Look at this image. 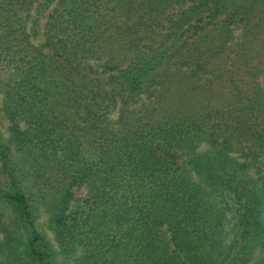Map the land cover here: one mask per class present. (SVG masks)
I'll use <instances>...</instances> for the list:
<instances>
[{"label": "trees", "instance_id": "16d2710c", "mask_svg": "<svg viewBox=\"0 0 264 264\" xmlns=\"http://www.w3.org/2000/svg\"><path fill=\"white\" fill-rule=\"evenodd\" d=\"M0 118V264H264V0H0Z\"/></svg>", "mask_w": 264, "mask_h": 264}, {"label": "rangeland", "instance_id": "374dc122", "mask_svg": "<svg viewBox=\"0 0 264 264\" xmlns=\"http://www.w3.org/2000/svg\"><path fill=\"white\" fill-rule=\"evenodd\" d=\"M0 123H3V120L0 118ZM1 125V124H0ZM2 126V125H1ZM2 127H4V126H2ZM82 189H80V188H78V189H76L74 192H73V196L74 197H80L81 195H82ZM44 219L45 218H42V219H39V222H41V224H40V229H41V231H43V232H45L47 235H49L48 234V230L46 229V227L43 225V222H44ZM250 264H252V263H250Z\"/></svg>", "mask_w": 264, "mask_h": 264}]
</instances>
